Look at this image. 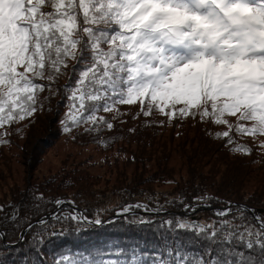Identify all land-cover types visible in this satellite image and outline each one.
<instances>
[{"label":"snow or ice","instance_id":"snow-or-ice-1","mask_svg":"<svg viewBox=\"0 0 264 264\" xmlns=\"http://www.w3.org/2000/svg\"><path fill=\"white\" fill-rule=\"evenodd\" d=\"M63 76V133L81 129L98 142L102 125L114 128L98 112L139 104L145 117L155 112L169 121L199 117L227 125L225 146L235 143L231 131L264 136V0H0V129L31 122L44 107L39 94L46 88L55 94L51 82ZM201 199L183 206L194 212ZM245 213L252 214L254 232ZM214 216L222 219L207 226L165 221L169 231L185 232L203 247L195 255L173 248L169 259L161 254L150 264H264V216L244 205ZM22 219L30 231L31 221L16 208L0 216V239ZM70 264L106 262L85 256ZM134 264L149 262L134 257Z\"/></svg>","mask_w":264,"mask_h":264},{"label":"rangeland","instance_id":"rangeland-1","mask_svg":"<svg viewBox=\"0 0 264 264\" xmlns=\"http://www.w3.org/2000/svg\"><path fill=\"white\" fill-rule=\"evenodd\" d=\"M58 82L61 91L57 85L55 94L50 95L52 89L46 88L40 96L43 110L31 117V122L25 119L0 129V143L2 137L9 135L0 145V206L4 209L15 206L20 217L33 225L30 231H24L25 224L22 229L10 231L18 241L21 232L23 239L37 235L39 241H44L45 233L51 236L53 230L69 233L86 228L89 223L100 225L94 223L97 219L102 224L114 223L130 209H147L152 215H160L163 209L177 210L164 213L166 217L170 213L183 214L185 207L174 205L182 192L189 196L188 202L203 197L195 208L198 216L189 217L205 226L218 219L215 210L230 206L235 209L236 203L264 216V212H258L264 209V148L258 147L264 143V136L238 135L231 131L230 135H236H231L235 143L225 146L227 138L217 135L229 131L227 125H215L199 117L169 121L155 112L145 117L136 104L98 112L114 128L107 130L102 125L104 130L97 142L92 136L81 135V129L62 132L60 120L67 109L61 101L68 77H60ZM40 83L48 84V81ZM47 93L48 98L44 99ZM136 117L147 121L151 124L148 127L156 132L147 143L148 137L139 140L138 128L134 127ZM228 119L232 125L236 124L235 117ZM120 131L121 135L117 136ZM37 136L45 141L37 144ZM237 148L241 150L236 151ZM243 148L251 152L245 153ZM125 192L131 194L127 196ZM216 197L239 198V201L216 205L213 203ZM54 199L61 204L53 205ZM46 213V223H37ZM53 214L60 219H52ZM73 216L76 219H70ZM245 216L248 229L254 232L252 214ZM5 239L10 241L8 234Z\"/></svg>","mask_w":264,"mask_h":264},{"label":"trees","instance_id":"trees-1","mask_svg":"<svg viewBox=\"0 0 264 264\" xmlns=\"http://www.w3.org/2000/svg\"><path fill=\"white\" fill-rule=\"evenodd\" d=\"M51 83L52 87L55 89L58 85L57 87H60L61 91V84L58 80ZM39 95L42 96L43 93ZM46 95L44 99H46V97L48 98V93ZM134 115L133 113V115L129 117H133ZM151 122L153 123L154 121ZM148 125L151 124L140 119L134 123V127L138 128L137 135L139 140H144L148 137V139L145 140L146 143L150 140L152 135L154 138L156 134ZM222 133L223 132L220 131L217 137L224 139L225 137L221 135ZM56 134L57 132L54 133L52 137L54 138ZM120 135L121 131L117 136ZM231 135L236 137L233 133ZM8 136L2 137L0 145L8 140ZM37 137V144L39 141L41 143L45 141L41 136V138L39 136ZM47 141H49V139H47ZM152 145L153 143L150 146ZM37 148L38 146L35 145V151H37ZM130 194L129 192H125L127 196ZM176 199L174 205L181 206V208H184V203H192L188 202L189 196H186L184 192H182L180 198ZM214 201L213 203H216V205L221 204L223 206L233 201L237 202L239 198L224 197L221 199L216 197ZM54 204L55 199L53 200V205ZM237 205L242 204L236 203V206ZM231 207L232 209L234 208V206ZM11 208L12 207L5 209L4 213L1 214H10L15 206ZM62 209H64V207ZM163 210L164 212L158 213L160 215H152L147 209H130L128 213L121 214L119 219H115L114 223H99L100 225L94 226L89 223L86 228L72 230L69 233L61 229L53 230L50 232L52 233L51 236L46 232L45 236H47V239L39 243H37V241H39L37 235L18 241L15 236L10 234L11 229L9 227L7 234L10 237V241H7L5 238L0 239V264H57L62 257L65 258L64 264H70L72 260H80L85 256L103 258L106 264H134V257H141L150 264L155 256L161 254L164 255L165 259H169L167 252L173 248L188 250L189 255L197 254L203 245L185 232L169 231L170 226L165 224V221L180 220L183 223H188L189 220L192 219L189 215L195 214L194 216L196 217L198 213L194 211L189 214L191 210H186L183 211V214L174 215L170 213L169 215L171 216L166 217L164 213L168 211L176 212L177 210ZM213 210L215 209L213 208ZM235 210L236 207L233 211ZM258 212H264V209H259ZM20 215L19 213V216ZM110 216H112V214H107V217ZM175 216H177L178 219H174ZM181 216H183V220ZM44 217L43 219H47L48 213H46ZM218 219L221 218L218 217ZM199 223L203 225L202 222ZM23 224L24 220H21L20 229H22ZM9 244H12V246L9 247Z\"/></svg>","mask_w":264,"mask_h":264},{"label":"water","instance_id":"water-1","mask_svg":"<svg viewBox=\"0 0 264 264\" xmlns=\"http://www.w3.org/2000/svg\"><path fill=\"white\" fill-rule=\"evenodd\" d=\"M25 231V230H24Z\"/></svg>","mask_w":264,"mask_h":264}]
</instances>
